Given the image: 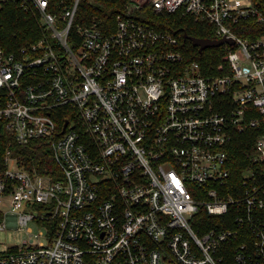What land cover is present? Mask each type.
I'll return each mask as SVG.
<instances>
[{"label": "built area", "instance_id": "built-area-1", "mask_svg": "<svg viewBox=\"0 0 264 264\" xmlns=\"http://www.w3.org/2000/svg\"><path fill=\"white\" fill-rule=\"evenodd\" d=\"M80 1L0 0L40 24L0 44V125L20 146L45 143L60 170L7 153L0 229H47L0 264H264V3L127 0L103 29L77 22ZM147 6L234 44L205 72L183 37L140 19ZM237 139L255 156L233 173Z\"/></svg>", "mask_w": 264, "mask_h": 264}, {"label": "trees", "instance_id": "trees-1", "mask_svg": "<svg viewBox=\"0 0 264 264\" xmlns=\"http://www.w3.org/2000/svg\"><path fill=\"white\" fill-rule=\"evenodd\" d=\"M127 0H81L77 12V22L85 25L99 23L103 29H113L116 16L123 13ZM75 2V0H69ZM257 4L264 0H255ZM141 20L151 24L159 31L170 32L178 37H183L186 31L189 35L216 39L213 27L206 22L194 23L189 19H183L177 15L156 14L150 6H147L140 14ZM110 26V27H109ZM40 29L39 17L33 13H26L18 6L11 5L0 10V44L7 50L17 48L22 39H34ZM244 34L243 36H247ZM182 47L189 61L200 62L205 72H215L221 63L225 47L210 48L203 53L194 47L190 41L182 39ZM19 160V165L25 170L38 174L59 175L60 170L55 161L54 153L50 147L43 142H33L26 146H20L14 137L8 134L0 125V177L8 168L6 162L7 153ZM255 149L252 141L236 140L230 151L231 168L233 173L252 165ZM207 213L201 210V216Z\"/></svg>", "mask_w": 264, "mask_h": 264}, {"label": "rangeland", "instance_id": "rangeland-1", "mask_svg": "<svg viewBox=\"0 0 264 264\" xmlns=\"http://www.w3.org/2000/svg\"><path fill=\"white\" fill-rule=\"evenodd\" d=\"M11 196L0 197V222H4L5 215L12 212ZM39 208L32 207V209L24 208L19 212H36ZM31 229V233L29 231ZM46 227L39 225L36 222H30L27 226L13 227L0 229V253L8 252L17 248H28L33 245L30 244V240L34 239L35 235H39L41 231H46ZM25 241L28 244H25ZM35 241H37L35 239ZM35 243L34 245H36Z\"/></svg>", "mask_w": 264, "mask_h": 264}, {"label": "water", "instance_id": "water-1", "mask_svg": "<svg viewBox=\"0 0 264 264\" xmlns=\"http://www.w3.org/2000/svg\"><path fill=\"white\" fill-rule=\"evenodd\" d=\"M183 38L185 41H190L194 47L199 48V52L203 53L205 50L210 48H220L225 43L229 45L234 44V40L230 38H220V39H206V38H198L189 35L186 31L183 32Z\"/></svg>", "mask_w": 264, "mask_h": 264}]
</instances>
